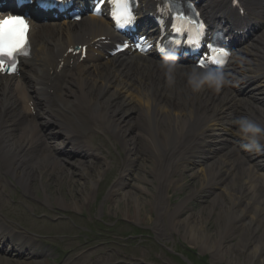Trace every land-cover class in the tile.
<instances>
[{
	"label": "bare ground",
	"instance_id": "6f19581e",
	"mask_svg": "<svg viewBox=\"0 0 264 264\" xmlns=\"http://www.w3.org/2000/svg\"><path fill=\"white\" fill-rule=\"evenodd\" d=\"M244 1L258 15L260 28L264 0ZM261 35L236 52L219 91L193 93L187 86L193 66L175 67L170 83L162 63L136 54L110 55L117 38L105 18L34 26L33 59L21 66L24 71L32 65L28 76L21 79V70L19 79L0 75V215L21 212L39 221L29 213V208L38 213V204L28 197L38 196L43 186L45 202L55 208L53 216L72 213L69 207L90 203L92 189L104 182L111 164L118 172L105 202H124L128 212L133 204L136 214L130 213V221L150 227L143 215L154 212L153 231L159 239L183 234L188 243L219 261L264 264V153L245 151L232 123L246 116L264 126V32ZM78 46L88 47L87 59L70 52ZM96 49L100 57H89ZM48 125L54 134L46 133ZM97 131L113 144L114 139L122 142V160L113 158ZM191 165L199 167L200 187L188 189L184 180ZM138 170L143 172L139 185L128 190ZM7 178L23 189V197L18 190L8 192ZM205 190L215 198L196 212L192 203ZM146 191L152 205L143 200ZM6 194L17 200L11 202ZM79 240L67 237L64 243L72 248L63 264H109L112 259L129 263L131 255L125 253L103 258L83 253L87 245ZM0 244V264H52L53 248L58 251L54 239L46 237L40 242L44 252H31L37 242L6 230L1 218ZM7 244L16 260L9 259Z\"/></svg>",
	"mask_w": 264,
	"mask_h": 264
},
{
	"label": "rangeland",
	"instance_id": "374dc122",
	"mask_svg": "<svg viewBox=\"0 0 264 264\" xmlns=\"http://www.w3.org/2000/svg\"><path fill=\"white\" fill-rule=\"evenodd\" d=\"M53 132L54 131L49 134ZM97 134L108 143L109 151L114 159L122 160L125 157L126 154L120 140L114 139L115 143L113 144V142L109 140V137L103 135L102 132H98ZM149 165L153 166V163ZM198 168L199 167L196 165L189 166L187 169L189 172L185 175L184 180L185 187H200V177L197 174ZM117 172L115 166L110 164L107 171L108 175L104 178V182L100 186L92 189L90 203L85 204L81 208L75 206L69 207L68 209L71 210L72 213L53 216L52 212L55 208L45 202L47 193L45 191L46 188L43 186L38 196L33 194L28 197L31 202L38 204L37 209L39 210L38 214L36 209L29 208L30 216H38L42 221H33L17 213H11V215L7 216L12 223L17 224L19 228L23 229L17 230L20 233H25L40 242L46 237L54 239L58 251H56V248H53L55 252L50 258L52 264H63L67 256L66 254L72 248L64 243L69 236H80L79 244L87 245L83 250V253L86 254H96L100 258H103V255L108 253H112L113 256L119 253L129 254L131 257L126 256L129 258L128 264H190L187 259L182 258L180 253L185 254L191 260V264H230L229 259L219 261L211 253L188 243L183 238V234H175L171 236L173 237L171 239H159L157 234L153 231V222L156 219V214L154 212H152L151 215H143V217H146V219L150 221V227L147 225L140 226L135 224L133 220H129V218L133 217L132 215L135 216L136 214L133 204L130 207L131 212H128L124 202L121 204L106 203L105 201L109 192L115 185L113 174H117ZM194 174L197 175V179L193 178ZM142 176V170H138L134 176H131L128 190H132L135 185H139L138 177ZM175 178L178 179L179 175H176ZM5 183L8 188H12L13 185L10 183V178L5 179ZM15 190H18L22 196L24 195L23 189L19 187L9 191L13 192ZM215 191L217 192L218 190ZM207 193L208 190L199 192L196 201L192 203L194 211H203V209H207L210 206L215 195L208 196ZM59 194V197H63L61 193ZM38 197L40 199H38ZM12 200L15 201V198ZM19 200L22 201L24 199ZM38 200H41V202ZM143 200L148 203L150 201L152 205L153 199L147 191L145 192ZM180 201L179 195L176 194L175 202L178 203ZM122 207L123 210L121 209ZM130 213L132 215H130ZM139 219H142V215L139 216ZM60 229L62 232L58 231ZM145 241H148L151 246L145 247V244L142 243ZM238 241L239 239H235L233 242L236 243ZM38 244L40 245V243ZM39 247H41V249L38 250L37 253L44 251V246L42 247L40 245ZM1 249L0 246V250ZM186 250H189L190 253ZM137 254L141 256L136 257L135 255ZM16 258V256L13 257L11 255L9 259L15 260ZM133 260L136 262H133ZM122 261L124 260L117 261L112 259L106 263L121 264ZM230 262L232 264L233 260H230Z\"/></svg>",
	"mask_w": 264,
	"mask_h": 264
},
{
	"label": "clouds",
	"instance_id": "9594fccd",
	"mask_svg": "<svg viewBox=\"0 0 264 264\" xmlns=\"http://www.w3.org/2000/svg\"><path fill=\"white\" fill-rule=\"evenodd\" d=\"M162 56V67L171 83L177 57L168 51L163 52ZM226 82L224 72L219 69L202 70L198 67H192L187 74V86L193 93H199L205 88L219 91ZM232 123L235 126L234 133L243 141L241 147L245 151L264 153V144L261 143V139L264 138V126L246 116L237 117Z\"/></svg>",
	"mask_w": 264,
	"mask_h": 264
},
{
	"label": "snow or ice",
	"instance_id": "6c2138e0",
	"mask_svg": "<svg viewBox=\"0 0 264 264\" xmlns=\"http://www.w3.org/2000/svg\"><path fill=\"white\" fill-rule=\"evenodd\" d=\"M99 3L100 0H97ZM113 8V20L118 27L128 24L133 17L129 10L130 0H109ZM203 25H201V28ZM29 23L20 15H9L0 20V69L8 63V71L17 70L18 57L26 54ZM203 66V65H201Z\"/></svg>",
	"mask_w": 264,
	"mask_h": 264
}]
</instances>
